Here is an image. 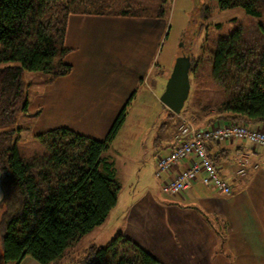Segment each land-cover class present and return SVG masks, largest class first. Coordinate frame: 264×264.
Here are the masks:
<instances>
[{
    "label": "trees",
    "instance_id": "trees-1",
    "mask_svg": "<svg viewBox=\"0 0 264 264\" xmlns=\"http://www.w3.org/2000/svg\"><path fill=\"white\" fill-rule=\"evenodd\" d=\"M142 1L0 0V63H15L0 68V124L10 125L16 113H27L23 71L46 73L51 79L70 72L64 62L69 52L64 41L70 15L165 18L168 0ZM213 1L221 10L241 8L261 21L256 36L245 38L243 29L237 28L216 41L210 50V77L222 99L203 103L197 96L192 117L197 126L204 122L206 127L264 124V0ZM154 6V12L143 11ZM202 66L196 60L189 71L199 89L204 87ZM124 119L122 110L102 140L67 128L39 134L37 140L48 153L30 159L20 157L15 146L3 148V136L0 262L19 264L30 257L50 264L104 222L120 189L108 150ZM88 255L94 264H162L122 235L106 246L89 247Z\"/></svg>",
    "mask_w": 264,
    "mask_h": 264
},
{
    "label": "crops",
    "instance_id": "crops-1",
    "mask_svg": "<svg viewBox=\"0 0 264 264\" xmlns=\"http://www.w3.org/2000/svg\"><path fill=\"white\" fill-rule=\"evenodd\" d=\"M166 25L165 19L146 16L70 15L64 41L69 52L64 62L71 70L53 79L48 76L28 98L27 112L36 114L31 135L67 128L102 140L124 110L121 131L137 101L160 97L164 91L170 72L163 67L158 73L161 77L152 79L151 74ZM205 125L201 122L198 127ZM245 126L264 131L261 123ZM117 137L118 133L114 141ZM174 145L170 141L161 154ZM206 146L232 194L225 196L197 178L188 190L171 197L178 205L166 207L168 232L160 223H143L153 233L149 245L143 246L162 264H264V148L240 139L207 142ZM242 157L248 161L245 175L238 174ZM193 158L180 160L159 178L155 159L153 183L160 188ZM25 263L34 264L30 257L19 264Z\"/></svg>",
    "mask_w": 264,
    "mask_h": 264
},
{
    "label": "rangeland",
    "instance_id": "rangeland-1",
    "mask_svg": "<svg viewBox=\"0 0 264 264\" xmlns=\"http://www.w3.org/2000/svg\"><path fill=\"white\" fill-rule=\"evenodd\" d=\"M154 1L157 4L158 0ZM154 9L155 6L143 11L154 12ZM165 10L164 19L167 25L154 61L156 64L151 74L152 79L161 77L158 73L163 67L171 72L175 60L181 55L190 56L191 66L196 60L202 61L200 79L204 82V87H196L190 75L189 95L180 112L196 124L192 115L196 110L193 107L197 96L203 103L219 102L222 99L218 87L210 77V50L219 38L227 36L237 28L243 29L245 38L256 36L257 24L261 19L246 14L241 8L221 10L213 0H168ZM14 64L0 63V68ZM47 78L46 73L23 71L22 80L27 98L35 95ZM197 88L199 94L196 95ZM180 114H174L165 107L159 96L144 97L134 104L130 116L127 117V125L118 132L116 141L113 140L108 150L120 185L115 206L101 225L82 236L66 249L62 258L50 264H94V259L88 255L89 247L106 246L118 235L129 238L145 249L144 246L149 245L153 235L143 224L147 221L157 225L160 223L162 230L168 232L164 225V222L169 220L166 207L168 204L178 205L171 198L176 195L162 193L153 183L152 169L153 161L161 157L163 149L174 140L173 135L177 131ZM35 117L34 111L18 112L14 123L7 126L0 124V143L4 140L3 136L5 137L2 147L15 146L23 159L47 154L46 146L30 133ZM179 205L184 207L182 203ZM208 216L214 218L211 214ZM214 224L218 225L216 222ZM32 261L39 264L33 259Z\"/></svg>",
    "mask_w": 264,
    "mask_h": 264
},
{
    "label": "built area",
    "instance_id": "built-area-1",
    "mask_svg": "<svg viewBox=\"0 0 264 264\" xmlns=\"http://www.w3.org/2000/svg\"><path fill=\"white\" fill-rule=\"evenodd\" d=\"M234 139L245 140L254 146L264 148V131L251 130L245 125L236 123L231 125L216 123L210 127H198L191 119L179 115V124L174 134V147L166 154L156 159L155 176L159 178L161 173L170 171L180 160L189 155L193 159L189 166L160 185L164 194L180 195L188 190L194 180L199 178L201 184L217 189L221 194H232L230 183L224 180L219 170L210 160L207 152V142L231 141ZM238 174L245 175V158L239 160Z\"/></svg>",
    "mask_w": 264,
    "mask_h": 264
},
{
    "label": "water",
    "instance_id": "water-1",
    "mask_svg": "<svg viewBox=\"0 0 264 264\" xmlns=\"http://www.w3.org/2000/svg\"><path fill=\"white\" fill-rule=\"evenodd\" d=\"M190 56H179L166 80L165 88L159 97L160 102L174 114H180L190 90Z\"/></svg>",
    "mask_w": 264,
    "mask_h": 264
}]
</instances>
